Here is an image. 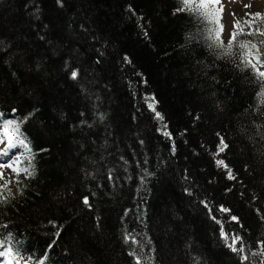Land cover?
I'll list each match as a JSON object with an SVG mask.
<instances>
[{
  "label": "trees",
  "instance_id": "16d2710c",
  "mask_svg": "<svg viewBox=\"0 0 264 264\" xmlns=\"http://www.w3.org/2000/svg\"><path fill=\"white\" fill-rule=\"evenodd\" d=\"M210 26L181 0H0V124L32 153L0 186L21 264H264V86Z\"/></svg>",
  "mask_w": 264,
  "mask_h": 264
},
{
  "label": "snow or ice",
  "instance_id": "6c2138e0",
  "mask_svg": "<svg viewBox=\"0 0 264 264\" xmlns=\"http://www.w3.org/2000/svg\"><path fill=\"white\" fill-rule=\"evenodd\" d=\"M181 3L188 8V10H193V5H195V11L202 15L209 23L213 24L214 27L209 30L208 38L211 40L210 47H213L217 50L218 56H238L240 65L242 69H251L253 74L256 75L260 84L264 86V71H260L261 67H264V30L257 29L256 32H249L247 35L253 37L252 40H238L237 36L243 32L240 24L237 23L234 25L235 29L239 31H234L232 33V39L229 41L228 45L225 47L220 39L221 31L223 26L220 24L221 14L223 11V5L221 0H181ZM220 5V7H216ZM247 7V6H246ZM255 17L259 20H264V17L261 14H255ZM251 27V23H249ZM234 48H238V52H234ZM71 76L73 79L76 78L77 73L72 72ZM261 99L264 100V93L261 95ZM154 110V102L152 105ZM157 119H162L157 113ZM2 131H0V144H6V148L3 152H0V155H7L13 148L20 147L25 150L27 156H31V148L26 143V138L23 137V134L20 132V123L5 121L0 124ZM164 135H168L166 131L163 132ZM227 146L221 140L220 142V151H223ZM19 157H17V161ZM222 165V162H218ZM7 167L16 173L17 176L20 175L21 171L31 175L29 168L20 169L16 161L9 164H0V168ZM0 178H3V174L0 173ZM229 178H232L231 173H229ZM5 188H7V183H5ZM84 203L87 205L88 200L85 198ZM221 211H226L221 209ZM11 238L9 237V240ZM226 241L229 239L225 235ZM234 242L239 240V237L231 238ZM232 251L239 253L243 252V248H236L233 244L229 245ZM0 264H21L23 257L20 255L19 251H14L12 247H5V241H0ZM260 255H264V252H261ZM242 260H247L246 256L241 257ZM25 264H30V262H25ZM42 264V262H41ZM137 264H140V261H137Z\"/></svg>",
  "mask_w": 264,
  "mask_h": 264
},
{
  "label": "rangeland",
  "instance_id": "374dc122",
  "mask_svg": "<svg viewBox=\"0 0 264 264\" xmlns=\"http://www.w3.org/2000/svg\"><path fill=\"white\" fill-rule=\"evenodd\" d=\"M221 4L223 5V11L220 24L223 28L220 39L224 46L231 38L232 33L238 30L234 28L235 24L239 23L245 32H256L258 28L261 30L264 25V20H259L255 17V14H261L264 17V0H221ZM216 7L219 8L220 5ZM193 9H195V5H193ZM198 15L204 18L202 15ZM249 23H251V27H249ZM210 25V29H212L214 25L211 23ZM204 30L206 32V27ZM207 34L209 35V30ZM260 70L262 69L260 68ZM0 131H2V127H0ZM5 148L6 144H0V152H3ZM8 154V158L5 155H0V164H9L16 161L20 169L25 168V160L21 154L20 147L13 148ZM17 157H19L18 161ZM0 173L3 174V178H0V186L7 183L12 188L16 173L7 167L0 168Z\"/></svg>",
  "mask_w": 264,
  "mask_h": 264
},
{
  "label": "bare ground",
  "instance_id": "6f19581e",
  "mask_svg": "<svg viewBox=\"0 0 264 264\" xmlns=\"http://www.w3.org/2000/svg\"><path fill=\"white\" fill-rule=\"evenodd\" d=\"M6 156V158H8L9 157V154H7V155H5Z\"/></svg>",
  "mask_w": 264,
  "mask_h": 264
}]
</instances>
